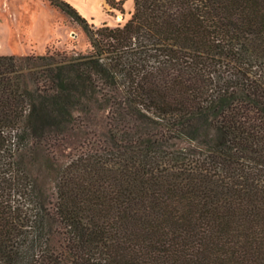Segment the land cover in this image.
Wrapping results in <instances>:
<instances>
[{
    "label": "trees",
    "instance_id": "16d2710c",
    "mask_svg": "<svg viewBox=\"0 0 264 264\" xmlns=\"http://www.w3.org/2000/svg\"><path fill=\"white\" fill-rule=\"evenodd\" d=\"M45 1L90 50L0 56V264H264V0Z\"/></svg>",
    "mask_w": 264,
    "mask_h": 264
},
{
    "label": "rangeland",
    "instance_id": "374dc122",
    "mask_svg": "<svg viewBox=\"0 0 264 264\" xmlns=\"http://www.w3.org/2000/svg\"><path fill=\"white\" fill-rule=\"evenodd\" d=\"M69 1L78 15L94 27L123 24L133 12V0H125L123 4L118 3L120 0H102L99 5L96 0ZM89 50V38L74 15L64 14L45 0H0V56L73 54ZM106 117V110L93 108L88 121L91 127L83 130L86 139L75 134L68 143L55 150L54 157L65 162L68 156L84 146L83 141L86 144L98 140L106 130Z\"/></svg>",
    "mask_w": 264,
    "mask_h": 264
},
{
    "label": "bare ground",
    "instance_id": "6f19581e",
    "mask_svg": "<svg viewBox=\"0 0 264 264\" xmlns=\"http://www.w3.org/2000/svg\"><path fill=\"white\" fill-rule=\"evenodd\" d=\"M100 2H103L102 0H96L97 5H99Z\"/></svg>",
    "mask_w": 264,
    "mask_h": 264
},
{
    "label": "crops",
    "instance_id": "0c3cea01",
    "mask_svg": "<svg viewBox=\"0 0 264 264\" xmlns=\"http://www.w3.org/2000/svg\"><path fill=\"white\" fill-rule=\"evenodd\" d=\"M65 2L69 3L70 1L69 0H64ZM87 9H88V4L86 5Z\"/></svg>",
    "mask_w": 264,
    "mask_h": 264
}]
</instances>
